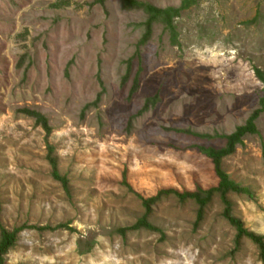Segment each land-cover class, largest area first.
<instances>
[{
    "label": "rangeland",
    "instance_id": "374dc122",
    "mask_svg": "<svg viewBox=\"0 0 264 264\" xmlns=\"http://www.w3.org/2000/svg\"><path fill=\"white\" fill-rule=\"evenodd\" d=\"M256 69L264 0H0V227H24L3 264H263L219 194L199 225L169 196L158 231L118 234L144 215L136 195L217 187L205 151L261 110ZM23 109L47 119L67 192ZM254 124L222 171L249 192L227 196L229 217L264 237V112Z\"/></svg>",
    "mask_w": 264,
    "mask_h": 264
},
{
    "label": "trees",
    "instance_id": "16d2710c",
    "mask_svg": "<svg viewBox=\"0 0 264 264\" xmlns=\"http://www.w3.org/2000/svg\"><path fill=\"white\" fill-rule=\"evenodd\" d=\"M162 14L163 13L161 12H155L153 17L150 18L149 21L146 23V39L150 36L152 24L155 23L158 19H160ZM254 73L256 78L262 83L264 87V73L257 69L254 70ZM261 112H264V97L261 99V110L255 113L248 120L245 126L238 128L231 136L227 138V145L225 149L218 152H214L210 150L205 151V155L210 159L213 166L214 175L218 180L217 187L211 188L207 191H203L199 187H197V190L194 193H178L174 190H164L158 192L155 197L148 199H144L136 195V197L140 200L141 205L144 209V215L140 220L136 222L134 226L118 230V234H120L121 236H125L127 233H131L139 229L158 231L149 224L148 218L152 213V207L155 204L159 203L160 201L167 199L169 196H174L180 204H185L189 201L194 202L198 207L196 225H199L203 218V210L210 203L212 197L215 194H219L222 203L225 206V216L228 218L229 224L233 228H235L236 231V237H235L236 248L240 246L242 240L244 239L248 240L250 243L256 246V248L259 251L260 261L264 264V237H259L251 232H248L246 229H244V227L239 221L229 217V205L226 200L227 196L229 194H234L237 196H241V195L249 196V192L246 189L241 188L238 185H236L234 182H232L229 179V177L222 171V161L234 153L235 147L240 143L241 138H243L245 135H253L256 133L254 122ZM20 113L26 116L27 118L32 119L35 125L44 132L45 135L44 142L47 148L46 161L51 170V177L54 181L58 182L61 185L62 189H64L67 192L68 190L67 179L65 176H61L59 174V171L57 169V162L53 157L54 148L48 142L52 130L48 124L47 119L42 115L34 111H30L28 109H23L20 111ZM122 185L126 187L129 192H132L131 187L127 183L125 175H123ZM22 230H24V227L16 228L13 229L12 231H7L4 230L2 227H0V264L4 263V256L13 248L17 240V235ZM38 230L50 231V232L54 231L53 229H49L48 227H44Z\"/></svg>",
    "mask_w": 264,
    "mask_h": 264
}]
</instances>
